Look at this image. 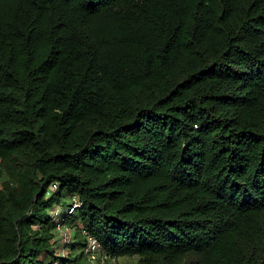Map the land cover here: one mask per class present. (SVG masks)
<instances>
[{"label":"trees","instance_id":"16d2710c","mask_svg":"<svg viewBox=\"0 0 264 264\" xmlns=\"http://www.w3.org/2000/svg\"><path fill=\"white\" fill-rule=\"evenodd\" d=\"M87 237L264 264V0H0V264Z\"/></svg>","mask_w":264,"mask_h":264},{"label":"built area","instance_id":"2783aa9c","mask_svg":"<svg viewBox=\"0 0 264 264\" xmlns=\"http://www.w3.org/2000/svg\"><path fill=\"white\" fill-rule=\"evenodd\" d=\"M85 252L87 253V256L91 262L107 264V262L115 261V259H111L106 253H104L98 242L92 237H87V246L85 248Z\"/></svg>","mask_w":264,"mask_h":264},{"label":"rangeland","instance_id":"374dc122","mask_svg":"<svg viewBox=\"0 0 264 264\" xmlns=\"http://www.w3.org/2000/svg\"><path fill=\"white\" fill-rule=\"evenodd\" d=\"M62 210H61V212H59V215H58V218H61L62 217ZM63 230V232H67V229L66 228H64V229H62ZM63 236H64V234H63ZM70 237H72L71 235H69ZM133 262V260H129V259H121L120 261H118V262H113V261H111V262H107V264H131ZM86 264H91V263H89L88 261L86 262Z\"/></svg>","mask_w":264,"mask_h":264}]
</instances>
